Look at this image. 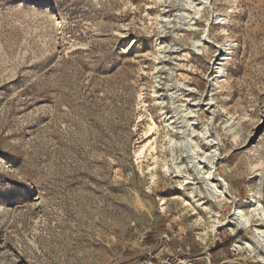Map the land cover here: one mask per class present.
Returning a JSON list of instances; mask_svg holds the SVG:
<instances>
[{
  "label": "rangeland",
  "instance_id": "374dc122",
  "mask_svg": "<svg viewBox=\"0 0 264 264\" xmlns=\"http://www.w3.org/2000/svg\"><path fill=\"white\" fill-rule=\"evenodd\" d=\"M211 2L0 0V264H264V0Z\"/></svg>",
  "mask_w": 264,
  "mask_h": 264
},
{
  "label": "bare ground",
  "instance_id": "6f19581e",
  "mask_svg": "<svg viewBox=\"0 0 264 264\" xmlns=\"http://www.w3.org/2000/svg\"><path fill=\"white\" fill-rule=\"evenodd\" d=\"M179 1H181L186 7L192 8V9H197V10H201L205 6L211 5V3H212L211 0H179ZM182 14H183V11L180 13V15H182ZM206 37H207V34L205 35V38ZM195 46L198 48L199 45H197V42H196ZM218 48H219L220 53H219V57L216 58L215 62H214V64L217 65L216 66L217 70L215 71L216 76L212 78L213 81H216L218 78H221L224 76L226 69L222 65H223L224 61L227 59V55L230 52V47H227V46L223 47L222 45H218ZM205 161L208 162V165H206L207 169H206V171L203 172L204 175H206V183L205 184L207 185V191L209 192V194L211 196L216 197L217 196V193H216L217 190L215 188V185L212 182V180H213V165H212L211 161L208 160L207 157L205 158ZM201 163L203 164L204 161H201L200 164ZM209 164H211V166ZM206 166H201V167L203 168ZM255 205H256V207L254 205H252L253 206L252 208L257 214V212L260 210L259 207H262V206L260 205V203H256ZM235 220H236V223H238L240 225L245 226V225L250 224L249 218L242 212V210H238L236 212Z\"/></svg>",
  "mask_w": 264,
  "mask_h": 264
}]
</instances>
